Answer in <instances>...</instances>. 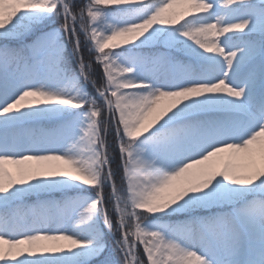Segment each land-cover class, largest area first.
<instances>
[{"label": "snow or ice", "instance_id": "6c2138e0", "mask_svg": "<svg viewBox=\"0 0 264 264\" xmlns=\"http://www.w3.org/2000/svg\"><path fill=\"white\" fill-rule=\"evenodd\" d=\"M0 264H264V0H0Z\"/></svg>", "mask_w": 264, "mask_h": 264}, {"label": "trees", "instance_id": "16d2710c", "mask_svg": "<svg viewBox=\"0 0 264 264\" xmlns=\"http://www.w3.org/2000/svg\"><path fill=\"white\" fill-rule=\"evenodd\" d=\"M84 58H85V60L90 59V57H89L87 51L84 52ZM97 70H99V69H98V66H97ZM141 255H142V254H141Z\"/></svg>", "mask_w": 264, "mask_h": 264}, {"label": "rangeland", "instance_id": "374dc122", "mask_svg": "<svg viewBox=\"0 0 264 264\" xmlns=\"http://www.w3.org/2000/svg\"><path fill=\"white\" fill-rule=\"evenodd\" d=\"M7 167L11 168V169H15V166L14 165H7ZM141 254L143 255V253L141 252Z\"/></svg>", "mask_w": 264, "mask_h": 264}]
</instances>
